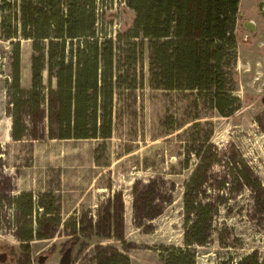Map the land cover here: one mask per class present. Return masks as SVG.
Returning a JSON list of instances; mask_svg holds the SVG:
<instances>
[{
  "label": "rangeland",
  "instance_id": "rangeland-1",
  "mask_svg": "<svg viewBox=\"0 0 264 264\" xmlns=\"http://www.w3.org/2000/svg\"><path fill=\"white\" fill-rule=\"evenodd\" d=\"M243 6L244 18L254 15L252 0ZM96 19L98 45L117 44L114 71L123 85L102 129L110 137L68 141L58 137L61 97L49 40L25 38L18 0H0V264H61L69 246L72 264H108L115 253L129 264H168L165 257L180 248L196 264H264L261 18L259 33L239 41L223 63L236 98L226 115L207 93L152 87L147 41L128 37L134 12L127 0H97ZM14 29L20 34L8 39ZM17 42L24 90L19 140L13 138ZM56 42L59 56L62 41ZM91 46L69 39L66 59L76 62L85 49L90 61ZM189 183L191 213L184 203ZM24 192L34 195L31 215L18 200ZM206 205L207 242L189 245L186 233L191 240L200 236L202 227H192Z\"/></svg>",
  "mask_w": 264,
  "mask_h": 264
},
{
  "label": "trees",
  "instance_id": "trees-1",
  "mask_svg": "<svg viewBox=\"0 0 264 264\" xmlns=\"http://www.w3.org/2000/svg\"><path fill=\"white\" fill-rule=\"evenodd\" d=\"M5 1V0H4ZM242 0H127L134 12L133 33L130 39L147 41L150 52L151 85L156 89L198 90L212 96L215 108L221 115L235 109L236 98L228 90L224 61L234 56L240 41L237 31V13ZM25 38L35 42L49 40L51 73L57 78L61 97L59 123L60 139H90L110 137L111 131H102L110 114L114 92L122 88V75H116V49L113 39L99 42L96 39L97 0H18ZM19 30H10L8 39L18 37ZM84 38L91 43L90 61L87 50H80L76 62L65 55L69 39ZM61 42V54H56V41ZM131 59L137 60L136 42ZM120 49V48H119ZM90 53V52H89ZM56 55V57H55ZM14 95L16 114L13 120V138L22 139L24 129L18 113L22 109L24 90L21 87V48H14ZM56 58V60H54ZM56 69V70H54ZM55 71V72H54ZM100 110L102 115L100 116ZM190 183L185 190L184 203L189 213L194 210ZM34 195L24 192L19 203L31 215ZM40 206L44 207L41 203ZM197 212L192 229L202 227L194 240L186 233L187 244L207 242V229L211 221L209 205ZM202 206H200V210ZM49 212V210H48ZM41 237V234H39ZM34 237L31 230L27 239ZM118 253L108 264H129ZM168 264H196L193 253L177 249L165 257ZM255 264H260L255 262Z\"/></svg>",
  "mask_w": 264,
  "mask_h": 264
},
{
  "label": "flooded vegetation",
  "instance_id": "flooded-vegetation-1",
  "mask_svg": "<svg viewBox=\"0 0 264 264\" xmlns=\"http://www.w3.org/2000/svg\"><path fill=\"white\" fill-rule=\"evenodd\" d=\"M255 5H256L255 13L251 17L244 18V12L239 10L240 17L238 18V26H237L239 28L237 29V31H238L239 39L241 38L243 43L249 42L252 36L259 33L261 24H260L258 17L261 18L263 25H264V14H263L264 13V0H255ZM248 21H250L251 23H247ZM248 24L249 26H251V28L248 26ZM68 248L71 249L70 264H72L74 247L69 246ZM62 257L63 256H61V260H62Z\"/></svg>",
  "mask_w": 264,
  "mask_h": 264
},
{
  "label": "water",
  "instance_id": "water-1",
  "mask_svg": "<svg viewBox=\"0 0 264 264\" xmlns=\"http://www.w3.org/2000/svg\"><path fill=\"white\" fill-rule=\"evenodd\" d=\"M264 14V13H263ZM247 23H251L248 21ZM70 254H71V249L68 248L65 252V254L62 257L61 264H70Z\"/></svg>",
  "mask_w": 264,
  "mask_h": 264
},
{
  "label": "crops",
  "instance_id": "crops-1",
  "mask_svg": "<svg viewBox=\"0 0 264 264\" xmlns=\"http://www.w3.org/2000/svg\"><path fill=\"white\" fill-rule=\"evenodd\" d=\"M253 3H255V0H252V5ZM245 7L243 6V0L241 1V4H240V10L243 11ZM254 10H252V13H251V10H250V13L253 14ZM252 16V15H251ZM249 16V17H251ZM249 26V24H248ZM251 28V26H249ZM240 42H242L241 38H240ZM63 140H68V141H71V140H86V139H75V138H72V139H63Z\"/></svg>",
  "mask_w": 264,
  "mask_h": 264
},
{
  "label": "built area",
  "instance_id": "built-area-1",
  "mask_svg": "<svg viewBox=\"0 0 264 264\" xmlns=\"http://www.w3.org/2000/svg\"><path fill=\"white\" fill-rule=\"evenodd\" d=\"M240 17V12L237 13V24H238V18Z\"/></svg>",
  "mask_w": 264,
  "mask_h": 264
}]
</instances>
